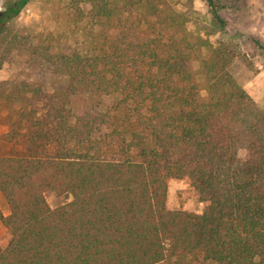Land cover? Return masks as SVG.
I'll return each mask as SVG.
<instances>
[{
  "label": "trees",
  "instance_id": "1",
  "mask_svg": "<svg viewBox=\"0 0 264 264\" xmlns=\"http://www.w3.org/2000/svg\"><path fill=\"white\" fill-rule=\"evenodd\" d=\"M30 1L3 4L0 68L19 57L67 84L0 80L16 147L0 152V264H264V107L230 71L234 45L193 34L170 0H58L72 48L12 25ZM172 179L201 213L169 208Z\"/></svg>",
  "mask_w": 264,
  "mask_h": 264
},
{
  "label": "rangeland",
  "instance_id": "2",
  "mask_svg": "<svg viewBox=\"0 0 264 264\" xmlns=\"http://www.w3.org/2000/svg\"><path fill=\"white\" fill-rule=\"evenodd\" d=\"M174 8L188 16L187 27L193 34H200L208 39L212 46L221 41L231 42L240 56L230 65V71L236 80L246 89L254 101L264 107V0H218L220 12L226 21L225 28L212 26V16L204 0H170ZM5 0H0V11ZM61 3L58 0H31L14 19L12 25L23 33L31 35L51 32L64 34L67 46H82L83 38L69 33L60 17ZM68 32V33H66ZM209 48H204L206 54ZM246 58L247 62L243 59ZM194 63V69L198 68ZM27 79L42 83L46 89L53 91L67 84L64 76L54 74L49 65L32 68L19 57L5 62L0 68V80ZM198 76V80H199ZM8 130L0 124V136ZM15 146L12 141L0 140V152L8 153ZM47 200L52 207L71 200L70 195L58 196L53 191L47 192ZM167 203L172 209H186L201 213L205 203L199 199L197 192L186 180L172 179L169 182ZM0 208L3 213L9 212L8 204L0 193ZM10 234L0 221V251L9 242Z\"/></svg>",
  "mask_w": 264,
  "mask_h": 264
},
{
  "label": "crops",
  "instance_id": "3",
  "mask_svg": "<svg viewBox=\"0 0 264 264\" xmlns=\"http://www.w3.org/2000/svg\"><path fill=\"white\" fill-rule=\"evenodd\" d=\"M9 212H7L6 214H8Z\"/></svg>",
  "mask_w": 264,
  "mask_h": 264
}]
</instances>
